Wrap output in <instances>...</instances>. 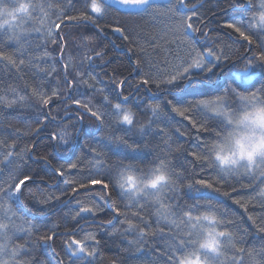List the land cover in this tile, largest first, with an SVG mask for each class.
Here are the masks:
<instances>
[{
    "label": "snow or ice",
    "instance_id": "obj_1",
    "mask_svg": "<svg viewBox=\"0 0 264 264\" xmlns=\"http://www.w3.org/2000/svg\"><path fill=\"white\" fill-rule=\"evenodd\" d=\"M112 4L129 16H147L161 25V34L150 46L167 55L162 60L138 57L126 76L118 80L117 68L105 83L83 70L103 59L104 51L88 48L74 65L68 49L79 54L81 47L64 27L91 24L98 36L105 27L100 21L112 5L103 0H0V66L15 69L17 79L23 80L28 71L36 78L34 86H8L0 94V111L36 112L34 128L28 124L0 136V264H46L38 255L41 244L57 255L58 264H124V253L142 252L150 243L163 264H264V0ZM227 9L238 15L221 19L219 13ZM112 30L131 40L125 28ZM217 30L244 42L243 52L224 41L217 44L218 37L211 35ZM74 35L81 43L92 40L91 35ZM55 49L59 53L54 55ZM140 51L146 53L143 47ZM229 63L243 65L231 82L221 75ZM141 89H155L153 96L164 93L146 103L144 111L151 112L146 122H141L130 99ZM33 99L35 104L30 103ZM54 101L64 105L65 121H74L50 134L53 158L65 161L58 165L48 155H35V142L23 147L17 143L23 135L39 137L47 122L56 121L50 110L45 111ZM173 114L190 128L181 121L164 126L162 117L172 120ZM86 116L105 135L96 145L85 139L87 155L69 162L60 150L67 152L68 145L83 135L77 125L82 126ZM192 130L198 141L195 149H184L180 143L173 148V132L190 137ZM154 134L161 137L162 147L157 146L158 154L150 161L137 163L135 156L113 161L108 156L144 152ZM178 152H186L184 164L175 162ZM29 161L56 178L47 194L38 188L37 203L49 212L66 209L42 234L19 208L26 190L38 180L47 183ZM241 189L251 194L234 195ZM29 195L35 199L31 191ZM220 197L243 213H230ZM106 210L109 217L97 220ZM102 232L128 247L117 245L120 255L105 260ZM56 237L62 238L61 252L54 246ZM249 237L258 238L259 245L248 246Z\"/></svg>",
    "mask_w": 264,
    "mask_h": 264
},
{
    "label": "trees",
    "instance_id": "obj_2",
    "mask_svg": "<svg viewBox=\"0 0 264 264\" xmlns=\"http://www.w3.org/2000/svg\"><path fill=\"white\" fill-rule=\"evenodd\" d=\"M105 4V1H103ZM112 5V4H108ZM223 6V5H222ZM77 7H80V4H77ZM208 5H206L205 9L201 11H206ZM238 15L236 11L233 9H227L224 13H219L221 19L227 20L232 16ZM102 25H104V32L96 35V29L93 28L91 24L81 25L79 28H76L73 25H69L64 27L65 34H72V39L76 40V43L80 45L81 52L77 54L74 48H69L68 51L73 55L72 63L78 64L81 56L88 51V48H96L97 51H104L105 55L103 59H95L94 64L91 68L85 67L84 71H92L94 75L101 81L107 83L108 76L112 75L113 70L119 68L121 72V76H118L117 79H121L123 76L127 75L129 67L134 64L137 58L141 59H156L162 60L164 56L167 55L166 52L161 49L153 50L150 46V41L153 38L158 37L161 34V27L158 24L152 22V20L147 17L141 16H129L126 14V10L119 8L115 5H112L111 10L108 15L104 17L103 20L100 21ZM115 27H123L127 30L126 34L130 35L131 40L126 41L122 38L120 33L114 32L112 29ZM80 32L83 34L91 35L92 40L81 43L79 39L74 35L75 33ZM213 37H218L216 39V43L219 44L221 41L227 42L228 44H232L234 48H239L241 52H243L244 42L236 41V38L233 36L231 39L222 31L217 30V32L211 33ZM34 36H38V34H34ZM235 41V43H233ZM139 45L140 47H138ZM143 47L146 49V53H141L140 48ZM49 48L52 49L54 46L51 44ZM132 49L130 52L129 49ZM59 53V49H55L54 55ZM90 54V53H89ZM66 59V58H65ZM171 59V57H169ZM236 57L233 56V60ZM241 64H236L235 67L231 63H229L225 69L224 73H222L223 79H229L231 82V78L233 77V73L236 71ZM59 67V66H58ZM147 68V65L144 66ZM231 69V71H229ZM74 71L70 69V72ZM259 75L257 76V80L254 81L256 86H259L260 81ZM60 81H63V76H60ZM31 87L36 83V78L31 75V72L28 71L25 75L24 79H17V74L15 69L4 70L2 66H0V94H3V91L8 86H15L18 89H23L25 83ZM239 83V81H237ZM111 87V86H109ZM30 91V88H29ZM129 88L125 85V94H129ZM153 93H155V89H153ZM153 93H146L143 89L139 94L132 92L131 95V103L134 104V111H136L139 115L141 122H146L147 118L151 117V112H145L146 103L149 101H153L156 98H162L164 93H158L156 96H153ZM139 96V98H137ZM96 100H99V97H96ZM30 103L35 104V99L30 101ZM70 103V102H69ZM64 105L59 104L57 106V102L54 101L49 108H46L45 111H51L52 116L56 117L55 122H47V128L41 132L39 137H36L32 134L23 135L20 137L18 143L19 147H23L26 144H31L35 142L36 148L34 149V154L39 155H48L50 159H53L54 164L64 163V160L59 159V157H54V145L55 142L51 141L50 134L52 132H58L60 127L65 126L66 124H70L74 121H65L63 114ZM74 109V106H73ZM36 116V112L27 109L21 110L20 108L14 109H3L0 111V136H9L15 128L19 127L22 130L26 128V125L31 124V126L35 127L34 117ZM173 119L168 120L167 118L162 117V124L164 126H170L175 124L176 121H181V118L175 116L173 114ZM181 124L185 128H190L187 124V121H181ZM11 125V127H9ZM77 127H81L83 135L77 139V142L72 150L74 143L68 145L67 152L60 150V156L65 157L69 162L75 161L78 157H82L87 155V150L84 147V140L87 139L93 145L99 144L101 138L105 135L103 129L97 128V126L85 117V122L83 125H77ZM71 132L72 129L69 128ZM173 148L176 147V143H180L183 145L184 149L192 150L195 149L198 145V141L195 139V130H192V135L190 137H177V134L173 132ZM138 139V137H135ZM149 147L147 150L141 153H131V152H109L108 156L115 161L120 156H128V157H137V163H140L141 160L144 162L152 160L155 155L158 154V145L162 147L161 137L158 135H152L148 138ZM72 150V151H71ZM186 152L184 153H176L175 154V162L177 165L185 163ZM189 159H191L189 157ZM30 167L35 170V172L44 177V180L47 182L46 184H41L38 180L36 184L31 186L30 190L25 191L24 198L19 203V208L23 215L33 221L37 227L41 230V234L46 231L49 227H51L54 221H57L66 209L63 208H54L51 212L47 209L43 208L41 205L37 203V200L40 199V192L38 188H42L44 193L50 190L49 186L56 179L54 174L45 172L42 169V166L36 162L29 161ZM87 164V161H85ZM29 191L35 195V199L33 196L29 195ZM251 194V190L241 189L238 193H234V195L238 196H248ZM83 198V197H81ZM187 199V197H185ZM221 200L224 201L226 206L228 207L230 213H243V209H240L237 205L232 204L231 200H227L226 198L220 197ZM110 215L109 211H105L100 216L96 217L97 220L106 219ZM83 223V222H82ZM114 224L119 226V221H115ZM109 231L111 229H108ZM250 230H252L250 228ZM102 238V253L105 257V260L114 257L116 255H120V250L117 245L120 247H128L126 243H121L119 239L113 240L109 238L103 232L101 233ZM133 237H129L132 239ZM33 240L36 239V235L32 237ZM22 242V241H21ZM260 241L256 237H249L247 241V245L251 246L253 244L259 245ZM54 246L57 252L62 251V238L56 237L54 238ZM38 255L40 258L46 262V264H58L57 255L52 252L51 248L48 245L41 244L39 246ZM124 264H163L162 261L157 260V255L155 252L151 250V243L148 247L143 248L142 252H136L135 250H130L123 254Z\"/></svg>",
    "mask_w": 264,
    "mask_h": 264
},
{
    "label": "rangeland",
    "instance_id": "obj_3",
    "mask_svg": "<svg viewBox=\"0 0 264 264\" xmlns=\"http://www.w3.org/2000/svg\"><path fill=\"white\" fill-rule=\"evenodd\" d=\"M103 1H105V2L108 3V4H112V0H103ZM157 3L160 4L161 6H163L164 4L167 3V0H157ZM112 5H113V4H112ZM115 6L121 8L119 5H115ZM158 25H159V24H158ZM159 26L162 28L161 25H159Z\"/></svg>",
    "mask_w": 264,
    "mask_h": 264
},
{
    "label": "water",
    "instance_id": "obj_4",
    "mask_svg": "<svg viewBox=\"0 0 264 264\" xmlns=\"http://www.w3.org/2000/svg\"><path fill=\"white\" fill-rule=\"evenodd\" d=\"M80 128H81V127H80ZM76 142H77V140L74 142V145H73V147H72V150H73V148H74V146H75ZM72 150H71V151H72Z\"/></svg>",
    "mask_w": 264,
    "mask_h": 264
},
{
    "label": "clouds",
    "instance_id": "obj_5",
    "mask_svg": "<svg viewBox=\"0 0 264 264\" xmlns=\"http://www.w3.org/2000/svg\"><path fill=\"white\" fill-rule=\"evenodd\" d=\"M242 66H243V65L241 64L239 67H242ZM239 67H238V68H239Z\"/></svg>",
    "mask_w": 264,
    "mask_h": 264
}]
</instances>
